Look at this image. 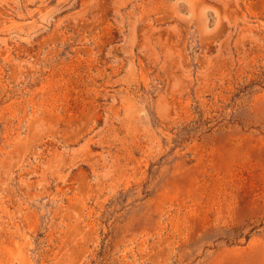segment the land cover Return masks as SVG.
Listing matches in <instances>:
<instances>
[{"label": "rangeland", "instance_id": "1", "mask_svg": "<svg viewBox=\"0 0 264 264\" xmlns=\"http://www.w3.org/2000/svg\"><path fill=\"white\" fill-rule=\"evenodd\" d=\"M0 264H264V0H0Z\"/></svg>", "mask_w": 264, "mask_h": 264}]
</instances>
